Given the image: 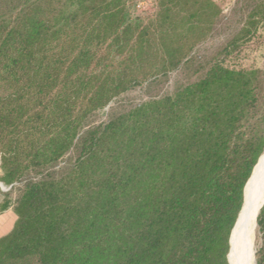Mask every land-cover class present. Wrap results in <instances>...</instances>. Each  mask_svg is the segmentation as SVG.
Masks as SVG:
<instances>
[{"label":"trees","instance_id":"trees-1","mask_svg":"<svg viewBox=\"0 0 264 264\" xmlns=\"http://www.w3.org/2000/svg\"><path fill=\"white\" fill-rule=\"evenodd\" d=\"M231 1L143 16L135 0H0V182L15 194L0 210L16 215L0 264L230 263L264 149V0L197 50ZM171 73V90L92 120ZM256 224L264 264V204Z\"/></svg>","mask_w":264,"mask_h":264},{"label":"rangeland","instance_id":"rangeland-1","mask_svg":"<svg viewBox=\"0 0 264 264\" xmlns=\"http://www.w3.org/2000/svg\"><path fill=\"white\" fill-rule=\"evenodd\" d=\"M136 6H135V13L141 14L143 16L150 15L155 12L156 6H157V0H135ZM256 2V0H232L226 8L223 9L219 16V27L217 26V29L213 32V34L205 41L203 42L198 50L197 53L201 57H208L212 56L213 53L216 51V49L230 36H232L234 33H236L242 26V22L244 21V18L251 10V7L253 6L252 3ZM256 62L259 65H262L264 62V46L261 49L260 55L256 56ZM179 76L176 73H171L166 77L160 78L158 82H156L153 85L143 84L140 86H136L132 88L131 90L127 91L126 93L122 94L121 96L115 98L112 100L104 109L98 111L93 116L94 122H101L108 119L110 115L113 113H116L123 108L138 104L146 98H148L149 95L159 94L166 92L168 90H171L173 88V85L176 81V79ZM264 152V149L262 153ZM261 153V155H262ZM260 155V156H261ZM260 158V157H259ZM258 158V160H259ZM257 160V162H258ZM257 162L255 166L253 167L252 173L257 165ZM251 173V175H252ZM251 175L248 179V181L251 178ZM248 182H246L244 187V196L245 191L247 187ZM3 188H7L4 190L0 187V199L5 200V197L8 198V200H13L15 194L11 192V189L9 186L2 183ZM0 203V206H1ZM243 206V205H242ZM242 208V207H241ZM241 211V210H240ZM239 216V215H238ZM237 221V220H236ZM235 226V225H234ZM234 229V227H233ZM233 229L231 232V238H230V250L228 252V259L227 262L229 263L230 259V251H231V243H232V237H233ZM262 244V233L258 230V226L256 224V229L254 233L253 238V248L258 250V248ZM254 257L256 258V255L254 254ZM255 261V259H254Z\"/></svg>","mask_w":264,"mask_h":264},{"label":"bare ground","instance_id":"bare-ground-1","mask_svg":"<svg viewBox=\"0 0 264 264\" xmlns=\"http://www.w3.org/2000/svg\"><path fill=\"white\" fill-rule=\"evenodd\" d=\"M247 182L244 203L235 223L233 252L229 264H254L253 238L256 218L264 198V152ZM0 187L3 188L1 184Z\"/></svg>","mask_w":264,"mask_h":264},{"label":"crops","instance_id":"crops-1","mask_svg":"<svg viewBox=\"0 0 264 264\" xmlns=\"http://www.w3.org/2000/svg\"><path fill=\"white\" fill-rule=\"evenodd\" d=\"M2 185V183L0 182ZM0 199V203H1ZM16 219L13 206H8L6 209L0 210V238L7 234L12 228Z\"/></svg>","mask_w":264,"mask_h":264},{"label":"water","instance_id":"water-1","mask_svg":"<svg viewBox=\"0 0 264 264\" xmlns=\"http://www.w3.org/2000/svg\"><path fill=\"white\" fill-rule=\"evenodd\" d=\"M253 170V169H252ZM252 173V172H251ZM251 175V174H250ZM249 179V178H248ZM248 181V180H247ZM10 187V186H9ZM245 187V186H244ZM7 188H4V190H6ZM243 203H244V190H243ZM243 203H242V205H243ZM263 204H264V198H263V200H262V203H261V205L259 206V209H258V213H259V211H260V209H261V207L263 206ZM242 207V206H241ZM241 210V209H240ZM239 213H240V211H239ZM239 213H238V215H239ZM258 215V214H257ZM237 218H238V216H237ZM237 220V219H236ZM235 223H236V221H235ZM235 223H234V225H235ZM234 225H233V227H234ZM233 229V228H232ZM231 232H232V230H231ZM230 235H231V233H230ZM229 250H230V237H229ZM254 254H255V250L253 249V263H254ZM227 259H228V257H227Z\"/></svg>","mask_w":264,"mask_h":264}]
</instances>
